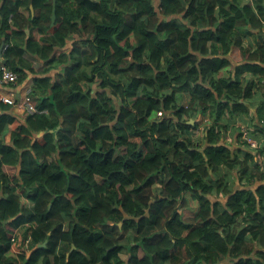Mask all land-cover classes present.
Returning <instances> with one entry per match:
<instances>
[{"label":"trees","instance_id":"1","mask_svg":"<svg viewBox=\"0 0 264 264\" xmlns=\"http://www.w3.org/2000/svg\"><path fill=\"white\" fill-rule=\"evenodd\" d=\"M1 1L0 64L18 83L25 54L63 66L35 80L36 113L0 103V264H264V185L249 188L264 42L242 41L264 29V0ZM239 125L260 142L252 170L223 141ZM28 238L45 244L29 257Z\"/></svg>","mask_w":264,"mask_h":264},{"label":"crops","instance_id":"2","mask_svg":"<svg viewBox=\"0 0 264 264\" xmlns=\"http://www.w3.org/2000/svg\"><path fill=\"white\" fill-rule=\"evenodd\" d=\"M157 1V0H156ZM1 0H0V5H1ZM159 2V1H158ZM240 2H251V0H240ZM19 12H21L22 14L25 15H29L30 17L35 16V11L32 9V7L29 10H26L24 8H21L19 10ZM215 15H218V11H216ZM52 18V16H51ZM28 33H30V31L27 29ZM78 38L77 37H71L70 40L67 43L66 47L60 48V47H56L54 49V57L57 58L59 57L61 54L66 55V57L68 55H70V51L73 47H75L76 45H78L77 41ZM243 46L250 50L256 48L257 44L264 42V29L256 32V33H252L250 36H248L247 38H243ZM23 59L25 61L23 66H27L29 67V70H27L26 67H22V71L24 73V77L21 83H16L12 86H6V88L4 90L1 91V95H5V94H12L13 98L17 101L22 99V94H25L26 91H30L34 88L35 83H36V79H49L52 82H54L58 77L59 74L62 73V66L59 63V60L54 61L53 64L47 63L45 61H42L38 56H32V55H23ZM232 61L234 63H239L241 61V55L240 53H238L237 55H233L232 56ZM66 65V64H65ZM70 63H67L66 66H69ZM246 79L251 80V76L246 74L245 75ZM264 89V86H262L260 88V90ZM259 99H262V96L260 94V91L258 92ZM189 97L187 94H182L180 96V103L184 106H187L189 104ZM11 110L10 113L15 117H20L23 115V112L21 110H19L18 108L14 107V108H9ZM254 110H251V113L254 114V120L256 122H258L259 127L261 128V120L263 119V115L264 113H262V115L260 117H257L256 114L254 113ZM1 113V111H0ZM197 123L201 124L202 128H204L206 126V124H208V119L207 118H201V117H197L195 120ZM193 122V121H192ZM191 123V122H190ZM16 124L17 123H12L8 125V131L7 134L5 136V143L10 142L11 139V132L10 131H14L16 129ZM263 128V127H262ZM238 135V137H237ZM264 136L261 138V142L264 143ZM224 143H226L225 145H228L230 147H233L234 149H236L238 151V148L241 149V152L239 153L238 157L241 161L247 160L248 162V167L249 170H252V165L250 164L251 159H249V156L252 155V153H250V150H246L243 146H241V142H240V137H239V132L238 133H233L232 130L229 132H227L223 138ZM260 143V142H259ZM241 144V145H240ZM253 159L256 160L255 155L253 154ZM254 171V180L253 183L251 184V187H249L250 189H257L258 186L260 185H264V178L260 179L259 176L261 175V173L264 174V159H262V164L260 165V169H256L253 170ZM223 175L225 176V179L228 180L230 182V184L232 185L234 183V188L236 189V186L239 185H244L242 182L240 183V181H238L237 179V174H235L234 172H228V170H223ZM227 197L226 196H222L221 197V201L223 203V206L225 205L226 201H227Z\"/></svg>","mask_w":264,"mask_h":264},{"label":"built area","instance_id":"3","mask_svg":"<svg viewBox=\"0 0 264 264\" xmlns=\"http://www.w3.org/2000/svg\"><path fill=\"white\" fill-rule=\"evenodd\" d=\"M12 16L9 17L8 22H11ZM7 46L3 45V47L0 50V54H2L3 50ZM18 77L15 72L10 70L5 63L0 64V103L3 105H8L10 108H18L24 113H27L29 115L34 114L37 112V108L34 106L33 100L34 98L31 95V92L28 90L26 91L25 94H22V99L17 101L13 98L12 94H5L1 95V91L6 88V86H12L16 84ZM11 110V109H10ZM261 125L264 128V115L263 119L261 120ZM239 137H240V142L242 145L246 146L250 151H256L259 149V142L257 139H255L251 133H250V128H247L244 125H239ZM264 141V140H263ZM30 241V238L26 240L25 244V250L28 251V243ZM12 251H19L18 247H12Z\"/></svg>","mask_w":264,"mask_h":264},{"label":"water","instance_id":"4","mask_svg":"<svg viewBox=\"0 0 264 264\" xmlns=\"http://www.w3.org/2000/svg\"><path fill=\"white\" fill-rule=\"evenodd\" d=\"M53 5L54 6H53V11H52L51 26L54 24V22L56 20V5H55V2L53 3ZM3 45H4V42H3L2 46H1V48L3 47ZM1 48H0V50H1ZM44 246H45V244L37 245V247L34 248L33 250L26 252V256L29 257L30 254L33 251H35L38 247H44ZM73 249H74V247H73Z\"/></svg>","mask_w":264,"mask_h":264},{"label":"rangeland","instance_id":"5","mask_svg":"<svg viewBox=\"0 0 264 264\" xmlns=\"http://www.w3.org/2000/svg\"><path fill=\"white\" fill-rule=\"evenodd\" d=\"M248 36H250V35H244V33L242 34V37L245 39V38H247ZM80 139V138H79ZM79 139L78 140H76L75 142H74V144H77L78 143V141H79ZM241 145V144H240ZM241 146H243L247 151L249 150L246 146H244V145H241ZM221 178H222V176H221ZM157 187H159V186H156V188ZM155 188V189H156ZM28 252V251H27Z\"/></svg>","mask_w":264,"mask_h":264}]
</instances>
